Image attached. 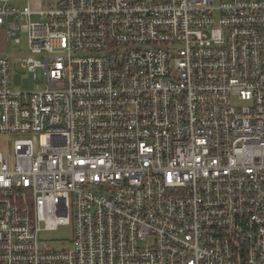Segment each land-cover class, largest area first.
Here are the masks:
<instances>
[{
	"label": "built area",
	"instance_id": "2783aa9c",
	"mask_svg": "<svg viewBox=\"0 0 264 264\" xmlns=\"http://www.w3.org/2000/svg\"><path fill=\"white\" fill-rule=\"evenodd\" d=\"M8 1L0 264H264V0Z\"/></svg>",
	"mask_w": 264,
	"mask_h": 264
},
{
	"label": "rangeland",
	"instance_id": "374dc122",
	"mask_svg": "<svg viewBox=\"0 0 264 264\" xmlns=\"http://www.w3.org/2000/svg\"><path fill=\"white\" fill-rule=\"evenodd\" d=\"M21 1L24 5L27 0ZM45 1V4L55 3L57 0H39ZM21 5V6H22ZM37 19V18H34ZM21 42L15 43L13 38L4 41L0 32V55L6 56L12 63L11 65V85L17 91L32 92L41 88V85L35 81L31 72L19 65L18 57H26L28 55L27 41L24 34H20ZM40 78V74H39ZM14 135L0 134V150H10ZM35 145L37 144L34 139ZM40 237L45 241L46 245L53 250L69 248L72 241L71 225L62 224L54 230L41 232Z\"/></svg>",
	"mask_w": 264,
	"mask_h": 264
},
{
	"label": "crops",
	"instance_id": "0c3cea01",
	"mask_svg": "<svg viewBox=\"0 0 264 264\" xmlns=\"http://www.w3.org/2000/svg\"><path fill=\"white\" fill-rule=\"evenodd\" d=\"M8 4L11 6L19 7V8L24 7L25 5L29 4L33 9H38V8H41V7H44L47 5H52L54 3L45 4V1L40 2L39 0H27V2H25L24 5H22L21 1L18 2L16 0H9ZM0 32H1V36H3V33L1 30H0ZM2 40H3V38H2Z\"/></svg>",
	"mask_w": 264,
	"mask_h": 264
}]
</instances>
